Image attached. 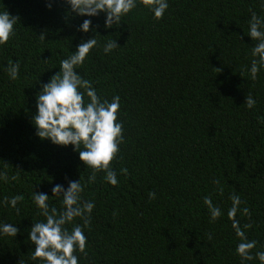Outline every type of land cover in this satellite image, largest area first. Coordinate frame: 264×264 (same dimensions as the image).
<instances>
[{
  "label": "trees",
  "instance_id": "obj_1",
  "mask_svg": "<svg viewBox=\"0 0 264 264\" xmlns=\"http://www.w3.org/2000/svg\"><path fill=\"white\" fill-rule=\"evenodd\" d=\"M168 3L162 18L154 19L138 2L119 26L106 29L104 13L76 15L65 0H0V10L18 19L15 35L0 45V172L16 176L0 180V200L23 195L19 214L0 206V221L18 228L16 237L0 235V264H40L31 259L27 230L44 217L30 195L47 193L59 212L62 197L51 196L52 186L67 188L68 180L79 178L82 198L95 207L87 227L80 217L72 221L87 238V254L76 253L78 264H241L239 237L226 216L230 194L248 209L235 218L249 225L245 236L257 242L253 259L243 264H259L254 254L264 251V69L250 79L255 41L245 33L250 11L264 17V8L259 0ZM84 19L91 20L87 33L77 30ZM93 36L97 45L76 70L102 99L120 97L124 141L110 162L116 186L104 181L103 171L89 184L92 169L73 146L39 138L31 122L41 82ZM109 40L118 46L104 53ZM10 62H19L14 81L5 71ZM247 95L256 100L252 109L244 105ZM206 195L222 212L212 222Z\"/></svg>",
  "mask_w": 264,
  "mask_h": 264
},
{
  "label": "clouds",
  "instance_id": "obj_2",
  "mask_svg": "<svg viewBox=\"0 0 264 264\" xmlns=\"http://www.w3.org/2000/svg\"><path fill=\"white\" fill-rule=\"evenodd\" d=\"M143 4L151 12L154 19L162 18L169 6L168 0H65L72 12L80 16H98L104 13V27L119 26L122 18L137 3ZM264 8V0H259ZM51 7V4H48ZM17 17L4 8L0 10V45H6L10 37L15 35ZM248 29L244 33L255 41L251 48L252 59L247 68L251 80H256L257 74L264 69V17L255 11H250L247 20ZM91 20L84 19L78 25V31L87 33ZM45 39L44 35H40ZM95 36L82 40L76 45V50L71 55L59 60V71L51 76L48 82H41L39 91L35 94V112L31 122L35 128V135L41 139H48L52 144L59 146L72 145L78 152L79 160L84 166L92 169L88 177V183L95 180L97 172H104V181L112 186L118 184L117 173L110 167V162L119 152V145L123 143L122 121L118 119L120 109L119 95H113L110 100L102 99L97 90L91 86L89 80L84 79L76 70L83 64L89 51L97 45ZM241 39V37H240ZM118 44L116 40L104 43V53H109ZM19 62L8 63L5 71L9 80H16L18 76ZM256 100L247 95L244 105L252 109ZM126 173V169L120 170ZM0 180L7 183L16 180V176L9 177L5 172H0ZM214 180V185H219ZM67 188L61 184H55L51 188V196H60L62 210L57 211L55 206H50L45 192L33 191L30 195L32 203L37 208L43 220L33 221L28 229L27 239L34 248L31 259L40 264H78L80 257L76 253L86 255V235L80 224H72L74 217H80L84 227L89 223L90 214L95 207L91 200H84L82 192L84 185L81 179L68 180ZM223 192V188L217 189ZM149 198L155 193L149 192ZM23 199V195L4 197L0 200V206L6 205L19 214L17 204ZM231 206L227 209L226 216L231 221V227L239 242L235 245V253L240 257L241 264L245 260H252L251 250L255 248L256 241L249 240L245 236L244 229L249 225H240L235 218L238 210L242 214L248 212L247 208H240L242 201L238 194H230ZM203 204L207 207L210 222L217 220L221 215L219 206L214 205L209 196L203 197ZM72 224L71 228L66 225ZM18 228L15 224L0 221V235L16 237ZM211 239V236H209ZM255 259L259 264H264V251L257 250Z\"/></svg>",
  "mask_w": 264,
  "mask_h": 264
}]
</instances>
